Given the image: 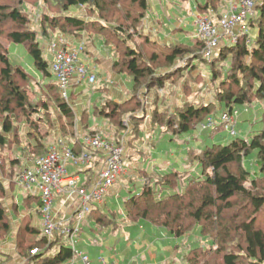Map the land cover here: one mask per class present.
<instances>
[{
    "label": "trees",
    "instance_id": "obj_1",
    "mask_svg": "<svg viewBox=\"0 0 264 264\" xmlns=\"http://www.w3.org/2000/svg\"><path fill=\"white\" fill-rule=\"evenodd\" d=\"M44 1L57 5L61 14L43 15L40 36L47 38L52 32L60 31L69 37L82 38L87 34L91 40L101 38L105 47L114 51V69L133 79V93L128 100L121 103L105 100L95 107L94 114L122 129L127 128L124 125L127 117L134 131L139 130L142 120L149 116L151 127H157L160 132L164 128L174 136L187 134L193 136L192 139L202 136L205 141L204 148L195 154L200 174L185 177L177 170H166L157 176L147 174V180L134 187L136 189L125 198L126 216L133 221L144 220L163 227L175 237L197 229L202 237L210 239L209 246L197 244L188 248L183 256L186 264H264V111L260 117L262 128L253 135L243 138L237 129L240 106L249 109L256 103H264V0L257 3L255 15L248 18L249 26L257 29L256 36H240L235 44L218 49L210 61L204 58L206 45L199 39L170 46L152 41L143 30L150 10L149 0ZM219 4L220 0H205L199 4L198 11L216 10ZM32 23L25 0H0V149L20 142L19 128L14 125L17 114L42 110L51 113L46 100L41 98L33 103L28 88L32 87L34 75L22 65L11 62L8 49L11 43L24 45L35 69L47 79L46 92L56 91L49 100L54 101L59 113L71 125L74 121L72 105L62 97L58 82L52 79L53 58L45 57ZM64 45L67 48L66 43ZM196 60L205 63L210 70L213 100L198 105L187 101L183 107L177 106L175 111L165 113L156 91L153 105L147 106L146 97L153 89L162 88L167 80L175 81L185 69H194ZM235 109L239 113L232 134L221 124L219 112ZM209 117L216 119L218 125L202 129L201 125ZM44 121L34 124L35 128ZM67 128L62 126L63 132ZM37 136L35 134L37 143L32 153L46 150ZM28 137H32L31 133ZM93 162L94 158L90 165ZM9 229L0 203V231ZM28 244L25 246L20 241L19 246L21 249L34 247ZM36 244L43 249L42 253L32 255L38 257L55 242L48 244L43 237ZM30 249L28 254L31 255ZM72 255L71 248L62 244L55 259L62 261Z\"/></svg>",
    "mask_w": 264,
    "mask_h": 264
},
{
    "label": "crops",
    "instance_id": "obj_2",
    "mask_svg": "<svg viewBox=\"0 0 264 264\" xmlns=\"http://www.w3.org/2000/svg\"><path fill=\"white\" fill-rule=\"evenodd\" d=\"M154 1V9L155 12L152 11L151 5L150 10L147 17L144 20V32L149 34L152 41H156L162 45H173L178 42H190L192 43L197 38L195 37L196 25L195 20L196 16L199 14H206L209 16L214 22H219V14L222 15L224 11L222 10L227 9L228 0H220V4L216 10L213 8H209L207 12L200 13L198 11L199 4H203L205 0H153ZM260 1V0H258ZM151 4V0H149ZM215 11L218 13L217 17L215 15ZM222 12V14H221ZM256 12V10H255ZM255 15V14H254ZM190 16L192 17V22H190ZM248 29V35H250V30L252 29L249 26L248 19L243 23ZM241 28V27H239ZM238 27L236 30L239 29ZM238 32V31H237ZM85 36V35H84ZM83 36V37H84ZM82 37V38H83ZM255 37V36H254ZM253 37V38H254ZM82 38L76 37H69L63 35V40H68L66 43L67 48L71 46H77L83 43ZM89 38V37H88ZM86 37V44L84 47V51L80 54L81 62L87 64L91 68H93L97 75H102L103 81L101 87L96 86L94 88L91 87V91L96 93L97 91L103 92V98L101 99V105L104 100H113L115 102L121 103L128 100L131 97L130 91L126 88V82L124 81V76L127 75L125 73H118L114 69V61L116 59L114 51L111 48L105 47L101 38H95L93 40L88 39ZM46 44L47 55L52 60L53 54L49 51L48 42L44 41ZM225 45H232L231 40L229 38V34L223 33L221 39V46ZM194 69H185L190 70L191 73L193 71H197L196 74H201V86L200 81L196 82V80H192V82L188 83V88L185 89V84L180 81L174 80H167L164 84V89L162 87V93L159 92V96H162V102L164 101V106L168 104V100L165 97V93L170 90L175 97V101L177 102L176 107L179 105L184 104L189 99L187 95H191V90L197 92L195 95L198 99L204 98V101L210 102L213 100V86L210 81V70L205 63L194 61L193 63ZM185 70H183L181 75L185 74ZM37 71V70H36ZM35 71V72H36ZM181 75L179 77H181ZM129 76V75H128ZM53 81H56L55 76L53 75ZM170 84V87L166 88V85ZM84 82L81 84L73 85L70 89V97L76 96L79 92L83 89ZM196 86H200V89ZM190 90V91H189ZM199 91V94H198ZM211 92V93H210ZM185 93L186 96L183 94ZM204 94V95H203ZM79 95V94H78ZM198 95L200 97H198ZM83 96V95H81ZM150 94L147 95L148 100H153L150 98ZM85 97V95L83 96ZM78 99L81 97L77 96ZM76 98V99H77ZM107 98V99H105ZM84 98H81L80 102H76L75 104L78 106L77 108V115L79 118H83L84 123L80 125L81 134H94L96 132L103 133L107 139L111 140L112 142H125L127 147V156L129 165L126 167L124 173L122 174L121 178L114 187L110 190L106 200L103 204L97 205L98 207L92 212L90 217H93V224L96 225L99 229H109L118 230L122 229L124 231V241L121 238H118L117 242L122 244L121 242H125L123 248L119 252V254H110L108 253L105 247H101L99 245L100 252L99 254L96 253L98 256L95 258V261H91L89 258L88 264H100L101 258L109 261L113 264H178L177 258L180 256H184L188 250V246H193L192 243L195 242L193 239L190 238L189 234L185 235V242H182V248L179 244L181 237H175L172 235L168 230L163 227L156 226L151 224L150 222L144 220L133 221L130 220L124 210V200L130 194L132 190L136 189L134 187L142 184L144 180H147V174L151 175H159V173L166 171L165 167L169 168L173 167L172 170H177L183 174L189 173H196L193 170H190L189 165L184 168H177L176 165L169 163L165 156H157L153 158L152 153L150 152L152 148L154 149L157 145L158 139L165 140L167 137L166 135L170 136L171 133L166 131L162 128V132L159 129L152 128L149 125L148 120L149 116L146 118L145 122L147 125H142L143 127L141 130L134 131L133 127L128 125V122L124 125L127 126L126 129L119 128L117 124L109 119L100 118L97 114H94V110L97 104L94 105L93 109L91 110L90 102L86 105L83 104ZM174 100V99H173ZM171 98V101H173ZM154 102V101H153ZM152 102V104H153ZM161 99L158 100V103H162ZM151 104V103H150ZM257 108L264 111V108L261 107V103L256 105ZM253 105V107H256ZM73 107V106H72ZM251 108V107H250ZM248 109V108H245ZM87 112V113H84ZM249 112V109H248ZM75 113V114H76ZM93 113V116L90 114ZM222 113L219 112V115ZM86 114V116H85ZM261 116L257 115L256 119H259ZM112 122V123H110ZM240 122V121H239ZM114 123V124H113ZM142 123V122H141ZM113 124V126L111 125ZM143 124V123H142ZM116 129H115V127ZM239 128L242 130V125L239 123ZM122 130V131H121ZM258 130L254 131L257 132ZM159 135H157V134ZM57 136L49 145H46L47 151L52 148L53 144L56 142L58 138H63L64 140L67 138L66 133L63 130H59V133H56ZM157 135V138H156ZM174 136V135H173ZM184 136L190 138L187 134L174 136V140H180ZM226 137L223 141L226 140ZM29 138V137H28ZM81 137H75L73 140H66V144L71 146L75 151L79 152L81 150L82 140ZM173 138L170 140L174 141ZM187 138V139H188ZM195 142L197 143L198 153L204 148L205 141L203 140L202 136L200 138H195ZM37 140H31V138L27 139L26 141L20 140V142L12 144V154L14 155V163H18L17 160L24 161L25 168L31 167L35 160L33 159L32 154H27L26 148L29 147L30 144L32 148L35 147ZM207 143V141H206ZM200 144L202 147H200ZM56 145V143L54 144ZM135 147V148H134ZM32 150V149H31ZM193 150V149H191ZM90 153L94 155V162L90 165V167H85L79 171H76L74 168H71L70 171L72 174L77 175L78 184L79 186L87 185L90 187L95 180L96 174L101 167L104 165V154L101 151H94L93 149L88 150ZM15 154H14V153ZM31 152V151H30ZM188 154V153H187ZM29 155V156H28ZM187 158V155H186ZM182 159L181 157L179 160ZM158 160V164L156 161ZM178 160V161H179ZM186 165V164H185ZM149 166V167H148ZM147 167L150 168V173L147 172ZM188 167V168H187ZM160 168V169H159ZM167 170V171H168ZM197 171L196 174H200L201 171H198V168L195 169ZM140 173H143L145 176L143 177ZM82 174V176H80ZM185 174V175H186ZM1 179V178H0ZM14 186H19L16 183V180L13 183L12 188H4L0 190V203L5 209V213L7 215L10 229L7 231H0V264H85L82 260L81 255L79 252L86 255L87 248H90L89 244H92L91 241L86 239L87 243L84 242L82 239H78V244L80 248L78 253H73L72 257L66 258L62 261H57L55 259L56 254L60 250L61 245H53L51 248L48 249L47 252L40 256H32L28 254L29 247L20 248L19 243L22 241L25 246L26 243H36L40 239H36L33 234L39 233L42 231V216L40 212V198L38 194L33 192H27L24 194L22 198V203L17 200V197L13 194ZM6 187V186H5ZM20 187V186H19ZM21 188V187H20ZM23 189V188H21ZM123 195V202L122 207L119 210H112L113 202H119V199L122 198ZM65 195H60L56 198L55 201V210L60 211L64 216L71 217L73 215L72 207L69 203L65 202ZM67 201V200H66ZM108 206L110 209L108 210ZM118 214H123L118 216ZM105 217L103 219V217ZM110 216V217H108ZM106 218H110L111 221H105ZM102 219V221H99ZM105 221V222H103ZM29 227V228H27ZM100 229V230H101ZM83 233V231H82ZM80 234L81 236L84 234ZM31 234V238L33 237L34 240H29V235ZM80 236V237H81ZM192 237V236H191ZM202 240H205V237H202ZM77 241V240H76ZM147 243L145 246L144 244ZM28 244V245H29ZM66 244V243H65ZM70 247L69 245H66ZM121 246V245H120ZM188 247V248H187ZM95 255V254H94ZM132 255H134L132 257ZM182 258V257H181ZM114 259H116V263H114Z\"/></svg>",
    "mask_w": 264,
    "mask_h": 264
},
{
    "label": "built area",
    "instance_id": "obj_3",
    "mask_svg": "<svg viewBox=\"0 0 264 264\" xmlns=\"http://www.w3.org/2000/svg\"><path fill=\"white\" fill-rule=\"evenodd\" d=\"M258 0H229L227 10L222 14L219 22H214L206 14L196 16L195 37L205 42L204 58L207 61L213 59L221 46L222 34H229L232 44H235L240 36L248 35V29L243 23L255 14ZM239 28L236 30V28ZM238 31V32H237ZM53 52L52 73L58 82L62 97L69 103L70 89L75 84L88 82L94 84L97 75L93 68L81 62L80 54L84 51V45L64 48L57 40L51 43ZM239 110L222 112L220 122L224 129L235 132L237 115ZM218 121L212 117L201 125L202 129L215 128ZM81 150L75 151L67 145L63 138H59L55 147L46 154L38 157L35 163L26 168L16 177V183L26 190L39 195L41 200L40 212L42 216V232L48 244L69 245L73 253H78L75 247L76 237L82 233V222L90 217L92 212L105 202L110 190L120 180L128 162L127 147L125 142H112L101 133L87 134L80 138ZM101 151L104 165L96 174L94 183L88 186H79L77 175L70 169L79 171L89 167L94 155L88 150ZM65 195V202L69 203L73 210L71 217L64 216L55 210L56 198ZM67 200V201H66ZM43 252L40 247H33L31 255ZM85 264L89 263L87 255L82 254ZM100 264H113L101 258Z\"/></svg>",
    "mask_w": 264,
    "mask_h": 264
},
{
    "label": "rangeland",
    "instance_id": "obj_4",
    "mask_svg": "<svg viewBox=\"0 0 264 264\" xmlns=\"http://www.w3.org/2000/svg\"><path fill=\"white\" fill-rule=\"evenodd\" d=\"M229 1V0H228ZM228 4V3H227ZM151 8L152 11L155 12L154 9V1L151 0ZM25 6L28 10V14L30 16V18L32 19V27L37 30L38 32V37L39 40L41 41V46L44 50V55L45 57L49 58L47 55V49L46 47H44V45L46 44L44 41L48 42V46H49V51L53 54V52L51 51V43L54 40L59 41L61 39V36L63 34L60 33V31H54L52 32V35L46 37H42L40 36V31H41V26H40V22L41 19L43 17V15L49 14V15H58L61 14L60 13V9L58 8L57 5H49L47 4L44 0H25ZM227 9L222 10V12L226 11ZM221 12V14H222ZM217 12L215 11V15L217 17ZM207 16V15H206ZM193 17V16H192ZM192 17L190 16V22H192ZM218 18L220 19V14L218 16ZM143 30H144V26H143ZM257 34V29L252 28L250 30V35L252 36V38L254 36H256ZM85 36L82 38L83 40V45L85 47L86 44V37L88 38L87 34H84ZM59 39V40H58ZM86 39V40H85ZM91 39V38H88ZM139 40V39H138ZM137 40V41H138ZM68 40H60V44L63 46L65 43H67ZM65 46V45H64ZM63 46V47H64ZM8 49H9V55H10V60L13 64H20L22 65L29 73H31L32 75H34L33 79H32V87L28 88L29 92H30V96L31 99H33V103H37L38 101L42 99L46 100L48 102L49 108H50V112L51 113H44L43 110L40 113H19L17 114L16 118H14V125H17V127L19 128L20 134H19V139L20 140H24L26 141L28 138V136L32 135L31 140H36L35 134H38V139L39 142L44 143L45 145H49L57 136L56 133H59V130H63L62 126H67L68 130H64L66 133V140H73L75 137H82L86 134H81V130L80 129V125L85 124L83 118H79V116L77 115L76 111L78 106L75 104L76 102H80L81 98H84V102L83 104L86 105L88 102H90L91 105V110L93 109L94 105L97 104L99 105L101 103V99L103 98V92L102 91H97L96 93H93V91H91V87L94 88L96 86L101 87V85L103 84V76L102 75H97V81L91 85L84 82L83 85V89L85 91H81L79 92L76 96L74 97H70L69 98V103L73 106V109L75 111V115H74V121L73 124H70V121H68L64 116H62V113H59L58 109L56 108V105H54V101L49 100V96H53L56 91L55 90H48V92H46L47 87L45 85V82L47 81V79L45 80L44 77L41 75V73L34 67V62H33V58L32 56L28 53V51L26 50V48L24 47V45L22 44H15V43H11L8 45ZM50 60V58H49ZM164 69V68H163ZM163 69H161L160 71H163ZM36 71V72H35ZM186 71V70H185ZM197 71H193L191 73L190 70H187L185 72L184 75H181V77L177 76L175 79V81H180L185 83H191L192 80H196V82L200 81V86L202 83V76L201 74H196ZM124 81L126 82V88L128 89V91H130V93H133V79L132 77L125 75L124 76ZM166 84V83H165ZM200 86H196L197 89H200ZM214 86V85H212ZM170 87V84L166 85V88ZM45 88V89H44ZM164 89V87H163ZM45 90V91H44ZM156 91L159 94L160 91H162V88H157V89H153L149 94L151 95L150 98L152 97L153 100H148L146 97V103L147 106H151L153 105L152 102L155 101V96H156ZM190 91V90H189ZM61 93V91H59ZM164 92V91H162ZM160 92V93H162ZM191 95H187L188 98H193V99H189L188 101H191L192 103H194L195 105H198L200 102H206L204 101V96L202 97V99H197V95L194 97L192 95H195L197 92H194L191 90ZM214 92V90H212V93ZM49 93V94H48ZM211 93V92H210ZM148 94V95H149ZM185 96L186 94L183 93ZM199 94V91H198ZM62 95V94H61ZM81 95H85V97L81 96ZM164 95V94H163ZM159 96L158 99H161L162 102V96ZM204 95V94H203ZM77 96L81 97L80 99L77 98ZM186 96V97H187ZM165 97L168 100V104L166 106H164V101L162 103H160V108H163L167 113V112H172L176 110V105L177 102H174L176 99L173 96L172 92L170 90H168L165 93ZM198 97H200L198 95ZM77 98V99H76ZM171 98L173 101H171ZM107 99V98H105ZM105 101V100H104ZM151 103V104H150ZM186 103V102H185ZM39 104L42 105L41 102H39ZM41 105L39 106L41 108ZM255 106L258 105V103L254 104ZM261 107L264 108V103H261ZM179 106H184L179 105ZM130 107H132V105L130 104ZM251 107V108H250ZM249 107V112L248 110H246V107H242L240 106L239 108L241 109V114L239 117V120L242 125V130H240L239 126L237 127L239 134L241 137L245 138V137H250L251 135H253V132L256 130H260L262 128V122L261 119H256V116H262L263 115V111L261 109H259V107H253L250 106ZM93 116V113H90ZM29 115V116H28ZM47 115H49V117L47 118ZM86 116V114H85ZM15 117V116H14ZM126 117V116H125ZM41 120H45L43 123V125L41 126V124H37L39 125V127L35 128L34 124L38 123ZM150 119L148 120V123ZM128 122V125L131 124V121L128 120V118H125V124ZM112 123V122H110ZM141 126L138 127L139 130H141V128L143 127L142 125H147V123L145 122V120H142ZM114 124V123H113ZM113 124H111L113 126ZM150 125V124H149ZM115 127V125H114ZM40 129V130H39ZM116 129V127H115ZM31 131V132H30ZM122 131V130H121ZM157 134V133H156ZM159 135V134H157ZM156 135V138H157ZM13 136V135H11ZM167 137L165 138V140H159L157 142L156 147L150 151L153 155V158L159 156H165L167 157V161L169 163H172L174 165L177 166V168H181L184 165V168L186 166H188L189 164V169L193 170L194 172L197 173V171H195L196 168H198V171H201V167L200 164L198 162V160L195 158V154L198 153V145L195 142L193 138V136H190V138H188L187 136H184L183 138H181L180 140H174V136L171 134L170 136L166 135ZM171 138H173L174 141L170 140ZM188 138V139H187ZM59 139V138H58ZM58 139L56 140L55 143H57ZM54 143V144H55ZM53 144V146L51 147H55V145ZM32 144L29 145L28 148H26L27 154H32V151L34 148L31 147ZM82 146V145H81ZM200 147H202V145L200 144ZM135 148V147H134ZM32 149V150H31ZM52 149V148H50ZM193 149V150H191ZM37 152H34L32 157L33 159L38 158L39 156H42L43 154H46L48 151L43 150V149H38L36 150ZM41 152V153H40ZM14 153V152H13ZM188 153V154H187ZM15 154V153H14ZM28 155V156H29ZM187 155V158H186ZM182 158L179 160V158ZM14 155L12 154V145H7L4 149H0V190H3L4 188H9L13 186L14 181L16 180V177L22 172L24 171L25 168V164L24 161L17 160L18 163H14ZM179 160V161H178ZM158 162V160L156 161V163ZM158 164V163H157ZM186 164V165H185ZM128 167V166H126ZM149 167V166H148ZM147 167V172L150 171V168ZM168 167V166H167ZM165 167V170H168V168ZM188 168V167H187ZM160 169V168H159ZM174 169L173 167H170L169 170ZM256 171V170H255ZM150 173V172H149ZM196 173H189L186 174L185 177H189L190 175H194ZM141 174V173H140ZM82 176V174L80 175ZM6 186V187H5ZM13 194L17 197V200L20 201L22 203V198L24 196V194H26V190L21 189L19 186H14L13 189ZM122 198L119 199V202H113L112 205V210H119L120 207H122V202H123V195H121ZM110 209V206H108V210ZM123 215V214H118V216ZM110 217V216H108ZM100 227V226H98ZM96 225L93 224V217H86L83 222H82V231L84 235H80L76 237V245L77 248H80V245L78 244V239H82L84 242L87 243L86 239H88V241H91L92 244L90 245V248L85 249L86 251V255L90 257L91 261H95V258H97L98 256L96 255V253L99 254L100 252V247L99 245H101V247H105L108 253L110 254H119V252L121 251V249L123 248V246L125 245V242H121L122 244H119L117 242L118 238H121L123 241L125 239L124 237V231L120 228L118 230H112L111 228L109 229H99ZM34 237L36 239H40L44 237V233L41 231L39 233H35L33 234ZM190 238L188 239H193L192 245H206L209 246L211 244L210 239L205 238V240H202V236L200 234L199 231H197V229H195L194 231H192L191 233H189ZM192 236V237H191ZM179 238V237H178ZM204 238V237H203ZM185 236L181 237V240L179 241V245L182 248V242H185ZM29 240H34V238H31V234L29 235ZM32 244L34 247H36V243H30ZM121 245V246H120ZM145 246L147 245V243L144 244ZM38 247V246H37ZM191 248V246H188ZM187 247V248H188ZM189 248V249H190ZM31 250V249H30ZM185 250L183 249V252ZM186 253V252H184ZM95 254V255H94ZM134 255H132L133 257ZM182 257V258H181ZM178 264H186V261L183 258V255L180 256L179 258H177ZM114 263H116V259H114Z\"/></svg>",
    "mask_w": 264,
    "mask_h": 264
}]
</instances>
